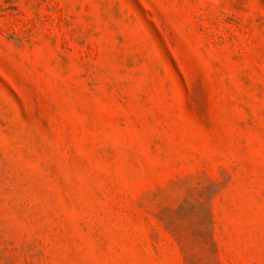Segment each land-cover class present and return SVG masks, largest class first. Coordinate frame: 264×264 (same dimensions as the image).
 <instances>
[{
    "label": "rangeland",
    "instance_id": "1",
    "mask_svg": "<svg viewBox=\"0 0 264 264\" xmlns=\"http://www.w3.org/2000/svg\"><path fill=\"white\" fill-rule=\"evenodd\" d=\"M0 264H264V0H0Z\"/></svg>",
    "mask_w": 264,
    "mask_h": 264
}]
</instances>
